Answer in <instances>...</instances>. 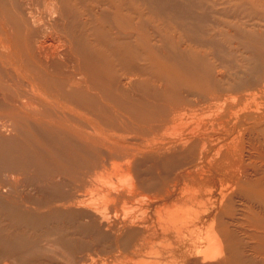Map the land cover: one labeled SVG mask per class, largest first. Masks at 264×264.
<instances>
[{
    "label": "bare ground",
    "instance_id": "6f19581e",
    "mask_svg": "<svg viewBox=\"0 0 264 264\" xmlns=\"http://www.w3.org/2000/svg\"><path fill=\"white\" fill-rule=\"evenodd\" d=\"M209 2L211 9L222 6L216 14L226 19L240 10V21L264 23V0ZM203 4L0 0V264H43L40 240L30 249L32 240L25 239L27 229L40 226L36 237L75 264L92 255L121 264L124 252L156 235L163 244L174 240L176 248H161L174 264H264V36L258 34L264 31L225 22L224 33H239L252 61L241 75L206 66L204 56L182 52L168 38H162L164 56L157 49L146 59L159 69L156 85L138 83L141 74L130 69L141 55L131 39L163 33L147 15L178 29ZM199 28L189 26L191 33ZM130 89L150 103L147 116L137 115L142 125L130 118ZM185 106L195 115L216 106L217 114L181 131ZM125 133L136 140L121 145L116 140ZM106 146L117 152H105ZM28 173L34 175L25 178ZM66 174L85 189L66 204L55 192L35 204L24 191L34 178L60 191L55 178ZM34 205L50 209L40 217ZM141 207L155 220L134 218Z\"/></svg>",
    "mask_w": 264,
    "mask_h": 264
},
{
    "label": "rangeland",
    "instance_id": "374dc122",
    "mask_svg": "<svg viewBox=\"0 0 264 264\" xmlns=\"http://www.w3.org/2000/svg\"><path fill=\"white\" fill-rule=\"evenodd\" d=\"M203 1H204V4L202 5V7H200V8L196 7L195 9L191 10V14H193L194 17L190 16V18H188V20H187V18L183 20V23L188 25L187 26L188 29L182 28V27H184V26H182L183 23L180 26L177 25L178 29L177 28L175 29L174 23H172L166 19H163V18L158 17V16H151V15L146 16V17H151L152 21H150V23L154 22V24H152V25L160 27V29H162L163 33H159V34L158 33H141L142 37L139 38L138 42H135L136 36L131 39V41L133 43H135V47L139 46L140 51H141L140 52L141 55L135 56L133 58V62L131 64V66H130V69L133 72V74H141L140 75V82H138V83H141V81H147L152 86H153V84L154 85L157 84L155 76L158 75L159 69L156 66V64H154L150 60H146V59H150L151 58L150 56H151V54H153V51L157 50V49L161 50L160 56L165 55L166 52L164 51V48H160L161 46H163L162 38L163 39L168 38L182 52L191 53L194 56L195 55L204 56L205 62L207 63L206 66L215 68L217 70H222L223 72H230L231 74L239 73V75H241V72L246 70L247 67H251L250 65L252 64V61L249 59V55L246 53V50L243 49L242 43H240L239 33H224V30H225L224 25L226 24L225 22L228 21L227 23H230L232 25H243V28L246 30L255 29V30L264 31V23H262L261 25L255 26L252 22L247 23L246 20H242L246 23V24H243L242 21H240V19L243 17V14H245V13L241 12L240 10H239V12L241 13V15H239V14L234 15L233 14L232 18L226 19V18L216 14L217 11L219 12L222 9V6H214V8L211 9L212 7L209 6V5H211L209 0H203ZM41 5H42L41 9H40V11L38 9V13L41 12V10H44L43 8L45 5H43V4H41ZM136 5H138V3H136ZM205 9H207V10H205ZM200 17H204V19L199 20ZM205 18H207V20H205ZM193 25L195 27L196 26L201 27V28L197 29L199 33H191V31L189 30V26H193ZM166 30L174 31L175 33H165ZM201 30H202V32H201ZM113 34H117V33H112V35ZM244 34H246V33H244ZM258 34H261L262 36H264V33H258ZM92 45L94 48L98 49L97 45L94 43V41H92ZM153 45L155 46V48ZM135 47H133V48H135ZM136 49H137V47H136ZM129 91H130L129 96H128L129 100L130 101L132 100L131 103H133V105H134L133 106V111H134L133 116H131L130 118L135 124L142 125L143 121H140V119H138L137 115H139V116L146 115V111L150 109L149 107H151L150 103L145 102L141 99L142 95L139 91L135 90L136 94L133 91V89H130ZM138 93H139V96H138ZM148 100H150V99H148ZM260 101H261L260 98H257L255 103H257V102L259 103ZM151 102H154V100ZM250 103L252 104V106H254V103H252V101H250ZM208 109L210 111L206 109L203 113L199 112L198 115H195L196 113L194 112V108L192 109L191 107H188V106L182 107V109L180 110V114L182 117L179 116L180 117L179 118V124L181 123L180 127H179L180 130L184 131V130L191 129L192 127L196 126L195 125L196 121L200 118H203V117L205 118L204 119L205 121H203L205 123L212 121L217 114V108H216V106H211V108L208 107ZM189 110L190 111L192 110L193 112H190ZM182 112H184V113L182 114ZM185 113H187L189 116L188 115L185 116ZM209 116H211V117H209ZM82 117L86 121L92 120V118L90 116H85V114L82 115ZM184 117H185V119H184ZM126 118L127 117H122V118L118 117V121L120 123H123L122 120L126 121L127 120ZM141 119H143V118H141ZM147 119H148V117H147ZM183 119H184V122H183ZM186 119H187V122H186ZM193 120H196V121L193 122ZM143 125H145V124H143ZM181 125L183 127H181ZM186 125H187V127H186ZM86 127H87V125L85 123L81 124V128L83 130H86ZM181 128H183L184 130ZM118 136H120V134ZM133 140H136V138L132 137L131 133H125L123 135L122 139L120 137L116 141L119 143H122L121 145H124L123 141L124 142L126 141L125 143L127 144L129 141H130V143H133L134 142ZM103 150L107 153H116L117 152V149L113 150L111 147H107V146ZM28 174H29V176H24V177L25 178L26 177L31 178L30 176L34 175L33 173H28ZM51 176L52 175H48V177H50V178H51ZM48 177L44 178L46 180V182H47V180L50 181L48 179ZM18 178H19V176H18ZM57 178H59L60 181ZM55 180H57V182L61 185L60 191H54L55 189L53 190V187H52L53 182L52 181H50L49 184L47 182L44 185V183L39 181L37 178H34L31 181V184L34 187L32 185L28 186L26 188V190L24 189V191L28 196L32 197L35 204H37L38 201L49 200V197H50V195H52V192H55V194L58 196H62L63 198H66L63 201V204H66L65 202L68 203L70 201V200H68L69 197H75L77 194L79 195V193L84 192V190H85L84 188L81 189V187H78L77 185L72 183V180H74V179H73V176L70 174H66V175H63L61 177H56ZM63 181H64V183H63ZM39 185L43 186L42 191L39 188ZM48 187L50 189H48ZM73 187H74V190L72 189ZM40 191H41V193H40ZM48 192H50V193H48ZM21 193H22L21 190H19L18 194H15V195L18 198H21L20 196L23 194V193L22 194ZM38 194H40V195H38ZM24 199L28 200V198L24 197L20 201L25 202V204H26L27 200H24ZM20 201L17 200L16 202L18 203ZM29 202L30 201L27 202L28 205H29ZM34 208H35L33 210V212L35 213L34 215H39L40 217H45L48 213V210L50 209V207H40L38 205H34ZM141 209H143V207H141L139 209V211L134 213L132 216H134V218H138V221H141V223H143L147 220L150 221L151 217L153 218V220H155V218L152 214H147V215L143 216V211ZM66 210L68 212H70V211L76 210V208H70V209H66ZM137 213H139V214H137ZM136 215H138V216H136ZM74 225H76V224H74ZM43 229H44V226L35 227V228L32 227L30 230L27 229L28 231H26V235L28 237H25L26 240H27V238L32 240L31 242H29L27 240L28 241L27 243H29L28 248H30V249H33L35 246L33 243L34 240H36V239L40 240V243H39L40 249H39V251H36L37 256L40 257L39 262H41V263L43 262V264H47V263L50 264V261L52 264H75L76 262L74 261V259L71 257V255L69 253H67L66 251H64L63 249H60L58 247L53 248L51 246H48L46 243V241L48 239L46 237H44L42 239H39L38 237H36L37 233H39V231L41 232ZM170 241L171 242H169L167 244H163L162 239L160 238L159 235L153 236L152 238L149 239V241H148L149 244L143 243V245L140 246L137 251H133V252L126 251V252H124V255H126L127 258L126 259L124 258L123 259L124 261L119 260V262L121 264H169V263L174 264L175 261L173 259H171L172 257L168 256V254H164L163 251L161 250V248L165 247V245L166 246H169V245L172 246L173 245L175 248L177 247L173 239ZM144 247H145V249H144ZM134 252L135 253L137 252V253L135 254ZM83 256L86 257L85 254ZM92 256H93L92 260H90V258H87V261L84 262L83 264H103V263H101L103 261L98 262V258L96 257L97 255H92ZM50 259H53L54 262H52V260H50ZM56 260L58 262H56ZM176 262H179V261H176ZM79 264H80V262H79Z\"/></svg>",
    "mask_w": 264,
    "mask_h": 264
}]
</instances>
